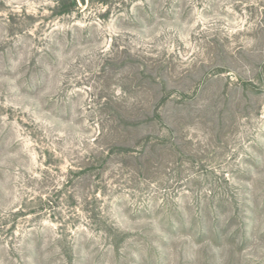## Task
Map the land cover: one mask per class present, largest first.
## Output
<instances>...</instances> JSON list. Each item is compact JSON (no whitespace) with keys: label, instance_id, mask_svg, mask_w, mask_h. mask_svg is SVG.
<instances>
[{"label":"rangeland","instance_id":"obj_1","mask_svg":"<svg viewBox=\"0 0 264 264\" xmlns=\"http://www.w3.org/2000/svg\"><path fill=\"white\" fill-rule=\"evenodd\" d=\"M71 1L0 0V264H264V0Z\"/></svg>","mask_w":264,"mask_h":264},{"label":"trees","instance_id":"obj_2","mask_svg":"<svg viewBox=\"0 0 264 264\" xmlns=\"http://www.w3.org/2000/svg\"><path fill=\"white\" fill-rule=\"evenodd\" d=\"M71 5L75 6V2L73 0L71 1ZM145 79H147L149 83V88L147 89L148 91L146 93L147 100L149 102H152L158 98H160L162 101H165L170 97L171 93H166L165 83H162V90L152 91L154 86L158 85V83H156V78L149 73L145 75ZM250 83V81L246 82L243 84V86L245 87L247 84L249 86L253 85ZM159 108L160 107L150 105L137 110L135 108H125L123 110L119 107L114 108L107 115L108 121L106 122H110L111 125H108V127L103 124L100 125L101 131L99 132V136L101 139H108L112 141L118 140L124 133H128V128H138L145 126L146 128L152 130L143 138V146L139 154L144 162L148 165L150 164L151 166L154 164V160L158 157H161L162 154H172V142L174 140L185 137V134L182 136L181 131H179L178 128L180 120H185L183 118L185 116L181 113L184 109L179 110V118H182L175 123V118L170 119V116L165 117V115L160 112ZM159 123L165 127V131L162 133L164 135L161 134V131H154ZM119 128H123L122 133L119 131ZM167 141H169V143H167L168 146L165 147Z\"/></svg>","mask_w":264,"mask_h":264}]
</instances>
